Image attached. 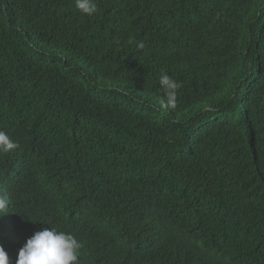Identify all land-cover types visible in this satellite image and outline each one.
Here are the masks:
<instances>
[{
    "label": "trees",
    "instance_id": "16d2710c",
    "mask_svg": "<svg viewBox=\"0 0 264 264\" xmlns=\"http://www.w3.org/2000/svg\"><path fill=\"white\" fill-rule=\"evenodd\" d=\"M96 2L0 0L10 264L50 227L79 264H264V0Z\"/></svg>",
    "mask_w": 264,
    "mask_h": 264
},
{
    "label": "clouds",
    "instance_id": "9594fccd",
    "mask_svg": "<svg viewBox=\"0 0 264 264\" xmlns=\"http://www.w3.org/2000/svg\"><path fill=\"white\" fill-rule=\"evenodd\" d=\"M76 9L83 15L92 17L98 11L96 0H75ZM136 47L145 48L143 41H136ZM164 93L160 104L165 109L177 107L178 90L181 84L162 73L159 78ZM19 148L5 132L0 131V153H11ZM10 198L6 193L0 194V217L8 214ZM82 243L72 234L57 231L55 228H44L35 232L18 252L15 264H79V253ZM0 264H10V258L4 247L0 245Z\"/></svg>",
    "mask_w": 264,
    "mask_h": 264
}]
</instances>
